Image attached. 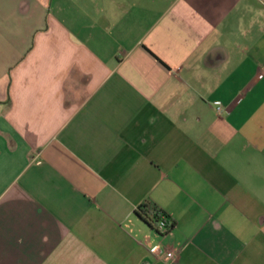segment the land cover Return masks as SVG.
Segmentation results:
<instances>
[{
  "label": "crops",
  "instance_id": "1",
  "mask_svg": "<svg viewBox=\"0 0 264 264\" xmlns=\"http://www.w3.org/2000/svg\"><path fill=\"white\" fill-rule=\"evenodd\" d=\"M0 264H264V0H0Z\"/></svg>",
  "mask_w": 264,
  "mask_h": 264
},
{
  "label": "built area",
  "instance_id": "2",
  "mask_svg": "<svg viewBox=\"0 0 264 264\" xmlns=\"http://www.w3.org/2000/svg\"><path fill=\"white\" fill-rule=\"evenodd\" d=\"M217 111L222 109V106L219 102H215ZM165 216H160V218L153 224V228L155 232H157L161 236H166L170 233L172 229L171 222H167ZM153 254L162 257L165 261H169L175 256V252L173 250H163L161 247H156L153 250Z\"/></svg>",
  "mask_w": 264,
  "mask_h": 264
},
{
  "label": "trees",
  "instance_id": "3",
  "mask_svg": "<svg viewBox=\"0 0 264 264\" xmlns=\"http://www.w3.org/2000/svg\"><path fill=\"white\" fill-rule=\"evenodd\" d=\"M136 213L139 217H142L144 220H150L153 224L160 218V216H165L167 219L166 221L171 222L172 226L174 225L173 220H171L167 214L155 208L148 209L145 205H141L137 208Z\"/></svg>",
  "mask_w": 264,
  "mask_h": 264
}]
</instances>
